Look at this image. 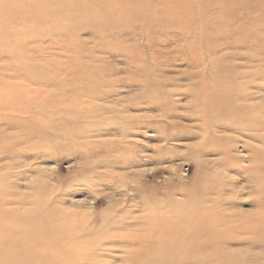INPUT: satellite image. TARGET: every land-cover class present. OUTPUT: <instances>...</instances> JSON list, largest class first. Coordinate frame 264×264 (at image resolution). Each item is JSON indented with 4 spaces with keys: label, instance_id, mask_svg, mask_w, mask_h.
<instances>
[{
    "label": "rangeland",
    "instance_id": "374dc122",
    "mask_svg": "<svg viewBox=\"0 0 264 264\" xmlns=\"http://www.w3.org/2000/svg\"><path fill=\"white\" fill-rule=\"evenodd\" d=\"M260 104L264 0H0V264H264Z\"/></svg>",
    "mask_w": 264,
    "mask_h": 264
},
{
    "label": "bare ground",
    "instance_id": "6f19581e",
    "mask_svg": "<svg viewBox=\"0 0 264 264\" xmlns=\"http://www.w3.org/2000/svg\"><path fill=\"white\" fill-rule=\"evenodd\" d=\"M240 99H243L245 101H249V100H252L253 97L249 96V95H246L245 97H242ZM234 108H235L237 113L240 112V113H243L244 115L247 116L246 118H244L243 123H242V124H246V125H244L245 127H247V126L254 127V128L255 127H257V128L258 127L259 128H263L264 127V124H262V120L259 118V116H257V114H259V110L260 109L261 110L264 109V105L263 104L251 105L250 107H245V106L241 107L239 105V106H235ZM250 113H252V114H254L256 116V119H255L256 122L254 120H252L251 117H249ZM199 199H201V198H197V197H194V196H187L184 199H182V201L181 200L179 201L178 199H170L168 201L169 208H168V211H167V213H169V214H167V215L163 214V213H160V214L155 213V212H157V209H158L159 205L158 204H156V205L152 204V205H154L153 206L154 209H152V210H154L155 212L151 211L152 212L151 214L141 215V217L139 219L142 220V221L151 220V221H154V222H157V223H158L159 220H163L164 221V222L162 221L163 223H165V221H168V220L171 221V223L174 226V228H172V229L169 228V230L171 231V235H174V236H171V237H173V240H174V238L177 237L178 232H181V231L182 232H186V231H191L192 230L191 227H190V224L192 222V218L196 214L195 210L197 209V207H195L192 204L194 202H196V200L198 201ZM204 206L205 205H203V206L201 205L200 207H198V211H197L198 214L200 215L202 213V211L204 210L203 212H204L205 216L204 215H202V216L207 218L205 220L211 219L212 213L214 212L213 209H211L209 207L205 208ZM220 215H222L223 218L227 217L226 214H224V213H220ZM231 216L232 215L230 214L229 217H227V218L233 219V218H231ZM241 217H242V215H241ZM211 221H212V219H211ZM28 237H31V236H28ZM163 248H164V250L165 249L167 250L169 248L168 244L164 245ZM191 249H192V247L184 246V251H186V252H189ZM160 250L164 251L162 248H160ZM77 253L78 254H84L83 250H82V252L79 251ZM74 259H75V261H73V262L76 264L78 262H81L83 257L82 258H79V257L76 258L75 257ZM166 261H167L166 257L160 259L159 257L154 255V258L152 260L150 259V264H166ZM50 264H53V263L50 262ZM56 264H57V262H56Z\"/></svg>",
    "mask_w": 264,
    "mask_h": 264
}]
</instances>
